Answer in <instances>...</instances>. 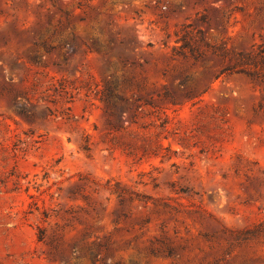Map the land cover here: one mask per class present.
<instances>
[{
	"label": "rangeland",
	"instance_id": "obj_1",
	"mask_svg": "<svg viewBox=\"0 0 264 264\" xmlns=\"http://www.w3.org/2000/svg\"><path fill=\"white\" fill-rule=\"evenodd\" d=\"M0 264H264V0H0Z\"/></svg>",
	"mask_w": 264,
	"mask_h": 264
},
{
	"label": "trees",
	"instance_id": "obj_2",
	"mask_svg": "<svg viewBox=\"0 0 264 264\" xmlns=\"http://www.w3.org/2000/svg\"><path fill=\"white\" fill-rule=\"evenodd\" d=\"M43 46H46V42H43ZM245 58H247V60L246 61H248L249 62V65H252L253 67H258L260 64H259V62L254 58V57H251V56H249V55H247V56H245L244 57V59ZM230 70V69H229ZM111 97L112 96H109L107 99H111ZM140 101V100H139ZM119 191H121L120 189H119ZM116 193H120V192H116ZM119 197H121L120 195H119Z\"/></svg>",
	"mask_w": 264,
	"mask_h": 264
}]
</instances>
